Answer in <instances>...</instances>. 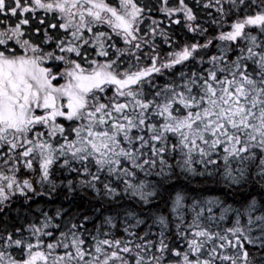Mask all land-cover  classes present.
<instances>
[{"label":"snow or ice","instance_id":"obj_1","mask_svg":"<svg viewBox=\"0 0 264 264\" xmlns=\"http://www.w3.org/2000/svg\"><path fill=\"white\" fill-rule=\"evenodd\" d=\"M0 264H264V0H0Z\"/></svg>","mask_w":264,"mask_h":264}]
</instances>
